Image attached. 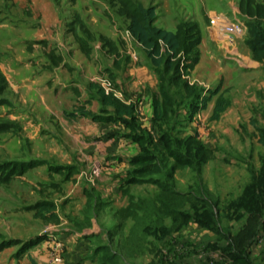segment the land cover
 <instances>
[{"label": "rangeland", "instance_id": "obj_1", "mask_svg": "<svg viewBox=\"0 0 264 264\" xmlns=\"http://www.w3.org/2000/svg\"><path fill=\"white\" fill-rule=\"evenodd\" d=\"M130 1L154 7L155 25L179 33L182 41L190 26L199 31L195 64L189 66L194 50L187 53L182 43L178 71L166 75L194 86L193 95L170 85L158 121L143 103L159 94L160 79L117 14V0H0V71L8 84L7 104L0 106L7 124L0 134V168H17L8 184H0V264H70L49 245L64 230L96 233L87 264L114 252L116 259L106 264H264V190L263 199L250 198L254 209L261 203L259 215L241 201L253 178L264 179V148L255 128L264 127V65L253 61L245 44L249 21L238 0ZM75 16L93 35L90 42ZM232 25L244 33L232 35ZM74 34L86 39L88 56ZM89 83L134 102V129L111 122L124 125L137 146L121 145L129 170L109 196L101 168L112 161L115 147H105L115 137L100 131L89 136L92 124L69 116L77 107L110 116ZM205 95L210 99L203 109ZM218 99L228 105L212 120ZM159 100L164 103L161 94ZM77 174L85 206L75 195ZM171 188L190 202L182 210L190 218L177 232H170L175 223L166 213L143 219L150 203ZM44 200L54 203L58 224L35 217L32 206ZM127 207L131 213L124 218ZM210 213L215 232L198 222H211Z\"/></svg>", "mask_w": 264, "mask_h": 264}, {"label": "trees", "instance_id": "obj_2", "mask_svg": "<svg viewBox=\"0 0 264 264\" xmlns=\"http://www.w3.org/2000/svg\"><path fill=\"white\" fill-rule=\"evenodd\" d=\"M115 3V1H113ZM117 14L121 17H124L127 24V31L132 37V39L140 45L142 48L146 58L149 60L152 69L158 75L160 79L159 85V94L163 96L164 103H161L159 100V94H155L153 96V112L154 119L160 120L164 114L162 107H167V100H165L168 96V89L170 85H173L175 89H179L184 94L193 95L195 87L189 85L187 81L181 82L177 76H174L172 79H167L166 75L171 73L174 75L178 71V59L177 56L181 51L182 43L187 46L188 51H193V60L189 65L192 67L197 59V52L195 48L199 43V31L196 25L190 26L186 31V40L182 41L179 33L167 31L162 28H159L155 25L156 20V10L154 7H144L142 4L137 2H132L130 0H117ZM114 6V5H113ZM117 6V4H116ZM237 6L239 9V13L245 17L249 22L247 23V36L245 39V44L251 52V57L253 61L264 65V4L258 2L257 0H238ZM75 23H78L81 28L83 34L87 37V40L90 42L93 39V35H86V30L83 24L79 21L78 16H75ZM73 24V23H72ZM70 24V25H72ZM181 30H183L182 26H179ZM76 41L79 44L81 51L88 56L89 54V46L86 39L80 38L76 36ZM189 37L190 40H189ZM104 43H107L106 38H101ZM189 40V41H188ZM187 41V42H186ZM112 52V51H111ZM60 58H58V61ZM55 62V64L58 63ZM7 80L0 71V106L6 105L7 102L3 98L4 92L7 89ZM88 90L93 92L92 97L96 98L100 103L101 107L107 108L111 107L113 109V113L110 116H98L91 111L85 110L84 107H77L69 116L71 118H88L92 121L96 122H121L127 128L134 129L133 123L136 121L134 116V107L133 104H126L118 99L113 91L107 92L105 88L100 86L99 84H91L88 85ZM210 96L205 95L201 100V108H205V105L209 101ZM227 102H223L221 99H218L215 102L212 120L218 119L219 115L225 110L227 106ZM103 118V119H102ZM6 123L1 122L0 120V134L5 132ZM257 131V137L260 145L264 148V127L258 128L255 127ZM135 140V138H133ZM139 158H132L130 162L137 161ZM28 168H25L22 171H26ZM3 170L0 168V184H8L13 175L16 173L17 168H13L9 173L1 172ZM259 179V180H258ZM249 192L250 194H244L242 196V203L246 209L253 211H261V203L259 206L254 209L250 207L252 205L250 198L252 195L254 199L260 198L263 199V193L261 190H264V179L263 178H253V182L249 184ZM259 193H262L259 195ZM188 197L185 193H180L171 188L170 190L164 189V191L160 194L159 197L150 203L151 211H145V216L143 219H152V217H156L159 212L166 213L167 216L171 217L174 221V227L170 232L179 231L182 226H184L188 219L190 218L188 213L182 212L188 200H185ZM163 199V200H162ZM241 203V204H242ZM257 204L258 202H254ZM135 209V212H142L143 210ZM195 209V208H194ZM203 209H206V206H203ZM32 210L35 211V217L43 220L48 223H58L59 218L55 211V205L52 201L44 200L37 202L32 206ZM131 209L124 208L121 210L124 218L130 216L129 212ZM131 213V212H130ZM199 211L197 212L198 216ZM257 214L259 212H256ZM257 214L254 218L257 217ZM259 215V214H258ZM157 218V217H156ZM214 214L210 213L207 216L211 222H203L202 220H198V222L206 229L210 231H216L214 225ZM158 219V218H157ZM247 226V225H246ZM248 230V228H245ZM169 233V232H168ZM167 232H164V236ZM162 235V236H163ZM163 236V237H164ZM244 248V247H242ZM110 248L108 247V250ZM98 251H104L102 248H98ZM117 255L115 252L113 254H105L101 257L100 264L107 263L108 260H115ZM237 258V257H236Z\"/></svg>", "mask_w": 264, "mask_h": 264}, {"label": "crops", "instance_id": "obj_3", "mask_svg": "<svg viewBox=\"0 0 264 264\" xmlns=\"http://www.w3.org/2000/svg\"><path fill=\"white\" fill-rule=\"evenodd\" d=\"M237 9H238V6H237ZM199 63H200V60H199ZM131 90H132V88H131ZM90 94L93 95L92 92H90ZM121 101L126 103V104H130V103L134 104V102H132L130 100H128V101L121 100ZM143 104H145L147 106V110L150 111L149 117L150 118L154 117L153 99L152 98H150V99L145 98ZM107 108H110V110H109L110 114L109 115H112L113 109L111 107H107ZM78 118H80V121H82L81 123L85 122L84 124H86V123L92 124V126L89 127L91 129V134H89V136H95L98 134L97 131H100L102 134L106 135V134L110 133L115 137V139L113 141L111 140L110 144L109 145L106 144V147H105V149L110 150V151H111L112 147H115V150H112L110 152V155L113 156L112 161L109 162L108 164H106V166L104 168L103 167L101 168L102 170H104V176H105V180L101 179L102 181H104L105 187H106V189L104 190V196H109V193H110L109 191L110 190H116V188L120 185L119 182L122 180L123 174L129 170V165L125 162V156L128 154L125 150V147H127V148L133 147L132 145H136V143L132 139V137L130 136L131 135L130 132L129 131L125 132L127 130V128L124 125L119 124V126L117 127L114 123H111V122L104 123V122L92 121L91 119L87 120L88 118L85 119L83 117H78ZM121 145L125 146V147H122ZM118 146L121 148L120 150H118ZM136 149H137V147H136ZM110 158L111 157H109V159ZM80 177H82V174H77L74 176V178H76V182H75L76 193H75V195L78 198H81L82 206L83 205L85 206V204H87L88 198L85 196V194L83 195V190H82L83 188L79 187L81 180H82V178H80ZM90 178H91V175H90ZM86 180L89 181V183H91L92 185H94L93 182L90 181V179L86 178ZM109 181H110V183L108 186ZM98 184H99V182H98ZM105 191H106V195H105ZM116 192H118V191L116 190ZM100 194H101V192H100ZM121 195H122V193L119 191V196H121ZM102 199H103V196L101 195L100 203L94 204V206L90 210L92 219L95 218L96 214L99 212V209H100L99 206H101L100 204H103ZM59 222H60V220L58 221V223ZM58 223H54V224H58ZM93 231H95L94 227H93ZM93 231H91V232H93ZM83 234H84V232H83ZM59 235L54 238L56 240V242L53 241L49 244L51 247V251L54 250V251H58V252L62 253L64 255V257H66L68 259L70 264H87L90 262V255L93 253V251L96 250V248L94 249L93 247H92L93 249H91V246H93V242L96 239L95 238L96 233H92L89 236H88V234H86V236H84V235L77 233V231H75V230H72L70 232H67L66 230H64V231H61L59 233ZM62 246H63V248H62ZM97 249H98V247H97Z\"/></svg>", "mask_w": 264, "mask_h": 264}, {"label": "built area", "instance_id": "obj_4", "mask_svg": "<svg viewBox=\"0 0 264 264\" xmlns=\"http://www.w3.org/2000/svg\"><path fill=\"white\" fill-rule=\"evenodd\" d=\"M230 31L233 33L232 35H235V36H239V35H242L244 32H243V27H239L238 25H232L230 27ZM55 261H59L60 258L59 257H55L54 258Z\"/></svg>", "mask_w": 264, "mask_h": 264}]
</instances>
